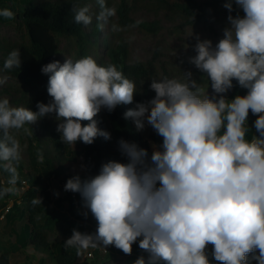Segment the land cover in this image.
Instances as JSON below:
<instances>
[{"label":"clouds","instance_id":"clouds-1","mask_svg":"<svg viewBox=\"0 0 264 264\" xmlns=\"http://www.w3.org/2000/svg\"><path fill=\"white\" fill-rule=\"evenodd\" d=\"M96 3L97 26L103 28L116 9L106 0ZM233 4L243 15H231ZM223 7L229 15L222 38L213 45L196 37V54L188 61L204 74L216 97L209 98L190 71L183 72V81L151 80L154 98L136 103L125 118H132L138 130L147 123L162 143L152 146L149 158L146 149L121 139L118 148L126 163L109 161L97 175L67 180L64 190L79 193L97 226L92 234L74 229L65 248L79 254L114 246L130 255L138 242L147 258L134 264H210L206 249L212 245V258L222 264H264V0H228ZM71 11L76 23H92L89 5L74 3ZM0 17L11 19L13 13L2 8ZM21 63L19 50H13L3 69ZM41 71L48 75L51 99L38 102V111L0 98V166L11 172L13 184L16 172L9 164L21 158L13 130L28 131L26 125L55 114L66 145L110 140L95 117L132 104L138 93L115 65L98 64L91 56L54 61ZM6 79L0 78V85ZM234 81L247 94L228 99ZM250 112L257 119L255 134L247 139ZM12 190L0 188V196ZM32 204H42L41 198Z\"/></svg>","mask_w":264,"mask_h":264},{"label":"trees","instance_id":"trees-1","mask_svg":"<svg viewBox=\"0 0 264 264\" xmlns=\"http://www.w3.org/2000/svg\"><path fill=\"white\" fill-rule=\"evenodd\" d=\"M226 2L228 0H120L119 2L106 0L108 7L116 9V15L104 25L108 30L102 41L103 54H99V36L102 28L97 26L95 18L99 12L96 0H0V9L7 8L13 13L11 19L0 17V24L21 26L24 29V34L20 38H0V69L19 79L24 88L16 90L12 97L17 104L36 112L38 102L47 104L50 101L51 97L47 93L48 75L43 74L41 69L54 61L62 63L61 56L64 54H68L74 61L91 56L98 64L115 65L135 83L138 92L132 104H121L112 112L102 110L95 117L99 121L98 127L111 134L110 140L98 137L91 145L78 141L74 145L76 148L70 149V145L61 142L55 114H50L38 119L40 134H35L34 137L28 136L30 166L27 167L21 158L10 162L9 166L15 168L16 172L14 184L10 183L11 172L0 166V188L13 189L0 196V199L6 201L2 204L3 208H6L15 196L13 193L15 190L20 192L24 190L23 197H17L24 203H32V200L38 196L42 201V204L30 209L27 222L21 225L18 233H15L14 252L30 246L37 252L48 254L54 264H77L82 250L78 254L76 248H65L64 242L68 238L59 243L51 242L49 231L62 222L59 208H62L64 202L68 203L71 213L80 216L84 208L81 196L79 193L67 191L66 195H59L54 201L48 192V182L57 178L66 184L67 180L74 176L66 171L65 162L79 157L84 162V168L91 175H97L101 165L106 162L126 163V158L118 148V141L121 139L134 142L140 148L146 149L150 158L152 152L150 141L159 145L162 143V137L158 136L151 127L150 131L153 133L147 132L146 129L138 130L132 118H125V113L134 109L136 103H146L154 98L155 93L150 89L151 80L175 78L183 81V72L192 71V78L203 88L209 86L207 79L202 78L204 74L188 62L196 53H193V56L188 53H177L169 55V61L168 57L162 61V58H166L160 51L164 47L158 46L153 57L142 62L132 57L129 44L122 34L136 28L146 35L155 36L162 29L161 20L158 19L162 16L166 22L178 27L203 25L219 41L223 29L228 26L229 12L223 7ZM74 3L90 6V15L93 19L89 26L74 21L71 11ZM94 6L96 9L93 8ZM143 8L156 13L153 21H136L132 18L137 10ZM233 8L231 15H243L235 4ZM113 25L117 30H113ZM63 40L64 48L61 47ZM13 50H19L21 66L5 70L3 62ZM233 83L234 87L227 96L228 99L247 94L246 89L241 88L235 81ZM256 119L257 117L250 112L247 139H251L255 134L251 125ZM88 123L83 121L82 125ZM38 153L43 155L42 160L38 159ZM80 177L82 180L85 179ZM16 211L15 203L6 214L5 218L8 222H13ZM96 250L93 249L94 252ZM141 251L144 253V250ZM7 253L0 256V264H12Z\"/></svg>","mask_w":264,"mask_h":264},{"label":"rangeland","instance_id":"rangeland-1","mask_svg":"<svg viewBox=\"0 0 264 264\" xmlns=\"http://www.w3.org/2000/svg\"><path fill=\"white\" fill-rule=\"evenodd\" d=\"M115 1L119 2L120 0ZM93 8L96 9L95 6ZM155 14L156 13L154 11L149 10L148 8H143L137 10L132 15V18L136 21H153L156 17ZM158 19L161 20L162 29L155 36L146 35L136 28L125 31L122 34V37L129 44V50L134 59L142 62L151 59L158 46L164 47L163 50H160L162 55L166 57L162 58V61L167 59V57L169 61V55H176L177 53H188L192 54L193 56V53H195L193 49L195 44L197 43L196 37H199L201 40H211L213 42V45L218 42L217 37H215V35L212 34L203 25L197 27H178L166 22L164 19H162V16L158 17ZM107 30L106 27H103L101 30V35L99 36V54H103L102 41L104 40ZM23 34L24 29L21 26L15 27L8 24H0V38H20ZM64 45L65 41L63 40L61 47L64 48ZM67 58H70L68 54L62 55L61 64H63ZM2 77H6L7 79L4 84L0 85V98H7L13 107H22L21 105L17 104L16 101L12 100V97L16 90H19L21 88L22 90L24 89L20 80L8 75L0 69V78ZM203 89L205 92H207L208 89L209 98L216 97L217 94L213 92L211 87H205ZM230 91L225 95L228 96L230 94ZM253 123L251 127L255 131ZM25 127L28 129V131H25L24 129L13 130V135L21 145V161L28 167L30 166V156L28 153V136L34 137L35 134L39 135L41 131L39 129L38 120L31 125H26ZM150 127L151 126L147 125L146 123L144 129H146L147 132L153 133L152 131H150ZM150 144L151 149L153 145H156L152 140L150 141ZM69 148L74 150L76 147L74 145H70ZM65 163L66 171L69 172L70 175L72 173L74 177L79 175L87 179L90 176H94L86 171V169L84 168V162L82 161L81 157L74 160H69ZM64 187L65 184L62 183V180H59L57 178L51 179L48 182V192L51 194V198L54 201L58 199L59 195H66L67 191L64 192ZM13 193L16 197L14 196L12 198L6 208H3L2 206V204H4V202L6 201L0 199V256L8 252L7 255L10 257V261L12 264H54L48 254L37 252L30 246H27L24 250L14 252V244L16 241L15 233H18L21 225L27 222L30 209L35 205H33L32 203H24L23 201L19 200L23 197L24 190L22 192L15 190ZM15 203L17 205L16 217L14 218L13 222L10 223L5 217L8 210L12 209ZM51 207H54V205H51ZM59 212L61 214L62 222L53 230L49 231V239L51 242L59 243L62 240L71 237L74 229L88 234H92L95 232L97 224L89 210L82 208V213L80 214V216H77L71 213L68 203L64 202L62 208H59ZM85 212L88 213L87 217H85L84 215ZM212 248V245H208L206 249L209 255L210 264H222V262L215 261L212 258ZM96 249L97 250L95 252L93 251V248L82 250L78 257L77 264H134V261L141 256L147 258V253L145 251L144 253H142L141 249L138 246V242L132 246V253L130 255L123 253L122 250H119L114 246H109V251L107 254H102L98 248ZM92 251L94 252V255L91 258L87 256V254Z\"/></svg>","mask_w":264,"mask_h":264},{"label":"built area","instance_id":"built-area-1","mask_svg":"<svg viewBox=\"0 0 264 264\" xmlns=\"http://www.w3.org/2000/svg\"><path fill=\"white\" fill-rule=\"evenodd\" d=\"M133 245H135V244H133ZM98 249H99V251H100L102 254H107L108 251H109V247H107L106 249H104V248H102V247H98ZM93 255H94V252H93V251L87 254V256H89V257H91V258L93 257Z\"/></svg>","mask_w":264,"mask_h":264}]
</instances>
